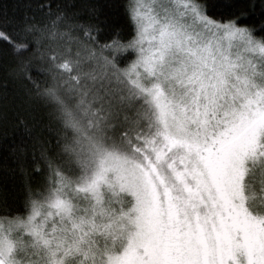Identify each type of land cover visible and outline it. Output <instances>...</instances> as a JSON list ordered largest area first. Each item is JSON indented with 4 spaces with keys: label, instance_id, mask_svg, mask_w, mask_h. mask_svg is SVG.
<instances>
[{
    "label": "snow or ice",
    "instance_id": "obj_1",
    "mask_svg": "<svg viewBox=\"0 0 264 264\" xmlns=\"http://www.w3.org/2000/svg\"><path fill=\"white\" fill-rule=\"evenodd\" d=\"M119 7L107 35L96 6L0 19L47 118L15 150L39 179L0 207V264H264V0L258 22L245 0Z\"/></svg>",
    "mask_w": 264,
    "mask_h": 264
},
{
    "label": "trees",
    "instance_id": "obj_2",
    "mask_svg": "<svg viewBox=\"0 0 264 264\" xmlns=\"http://www.w3.org/2000/svg\"><path fill=\"white\" fill-rule=\"evenodd\" d=\"M126 0H0V19L5 16L12 20H19L25 15L41 19L49 11L57 8L76 12L82 18H88L93 13L91 9L96 6L101 18L106 19L102 25L107 35L114 29L126 30V21L119 5ZM250 15L257 22L260 19L261 0H245ZM12 52L0 44V207L4 203L12 208H20L25 199V185L29 181L38 180L31 166L33 152L27 148L22 159L18 160L16 149L23 142L31 141L22 131L26 126L47 125L45 110L31 101L25 94L23 87L14 82L8 75L9 62ZM45 135H47L45 133ZM259 193V186L256 187Z\"/></svg>",
    "mask_w": 264,
    "mask_h": 264
},
{
    "label": "rangeland",
    "instance_id": "obj_3",
    "mask_svg": "<svg viewBox=\"0 0 264 264\" xmlns=\"http://www.w3.org/2000/svg\"><path fill=\"white\" fill-rule=\"evenodd\" d=\"M146 2H149V3H151L152 2V0H146ZM262 179V177H260L259 176V174L257 175V177H256V183H255V189H256V187L257 186H259V188H260V183H259V181Z\"/></svg>",
    "mask_w": 264,
    "mask_h": 264
}]
</instances>
